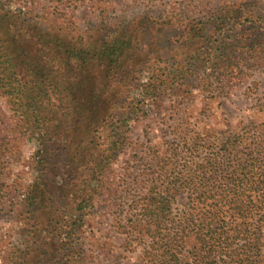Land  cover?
<instances>
[{"label": "rangeland", "instance_id": "1", "mask_svg": "<svg viewBox=\"0 0 264 264\" xmlns=\"http://www.w3.org/2000/svg\"><path fill=\"white\" fill-rule=\"evenodd\" d=\"M243 3L264 15V0H0L7 17L28 12L43 29L89 43L139 17L152 22L134 38L128 68L105 88L116 98L114 116L129 113V103L139 106L117 132L121 141L113 155L105 157L99 131L84 118L65 121L69 148L50 135L56 121L33 126L0 96V264H152L122 231L147 188L144 181L161 168L191 172L229 139L244 137L233 141L243 150L261 136L264 57L244 58L237 73L195 65L186 71L188 50L181 42L185 22L204 19L214 36L210 16L217 20L221 8ZM152 76L162 81L146 93ZM169 158L178 164L165 165ZM88 196L92 210L76 213ZM187 202L185 197L174 211ZM188 244L190 250L195 241Z\"/></svg>", "mask_w": 264, "mask_h": 264}, {"label": "trees", "instance_id": "2", "mask_svg": "<svg viewBox=\"0 0 264 264\" xmlns=\"http://www.w3.org/2000/svg\"><path fill=\"white\" fill-rule=\"evenodd\" d=\"M254 9L247 3L221 8L217 20L210 16L216 24L214 36L207 33L204 19L185 22L181 42L188 50L186 71L195 65L237 73L244 58L263 59L264 15L257 16ZM10 13L9 20L0 8V96L33 126L56 121L50 135L65 139L69 148L72 139L64 123L72 116L84 118L99 131L105 157L113 155L121 141L117 132L139 106L129 103V113L114 116L116 98L106 95L105 88L128 68L133 40L152 22L139 17L128 28L117 27L105 39L89 43L43 29L36 16L26 17L28 12ZM161 79L150 77L146 93L158 88ZM256 132L261 136L243 150L233 142L242 137L229 139L191 172L161 168L144 181L147 188L131 206L122 231L152 264H264V124ZM176 164L169 158L165 165ZM185 197L188 202L175 212ZM92 201L88 196L77 203L76 213L92 210ZM191 239L195 245L188 250Z\"/></svg>", "mask_w": 264, "mask_h": 264}]
</instances>
